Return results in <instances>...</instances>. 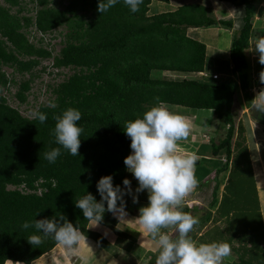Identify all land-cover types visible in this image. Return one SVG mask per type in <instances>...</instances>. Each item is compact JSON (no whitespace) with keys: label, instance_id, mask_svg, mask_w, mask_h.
<instances>
[{"label":"trees","instance_id":"1","mask_svg":"<svg viewBox=\"0 0 264 264\" xmlns=\"http://www.w3.org/2000/svg\"><path fill=\"white\" fill-rule=\"evenodd\" d=\"M1 1L0 86L10 82L2 66L27 73L29 78L19 83L15 93L20 102H26L31 82L38 76L34 68L52 57L51 50L42 45L43 37L38 39L39 46L30 42L28 29L34 26L42 33L67 27L65 43L51 65L70 72L59 83L49 84L57 107L39 105L37 109L48 117L43 124L22 115L0 93V264L8 260L31 264L51 251L57 245L54 240L35 247L27 240L35 230H23L21 224L57 213L102 248L109 246L89 229L91 221L84 219L75 201L86 193L99 200L96 183L103 176L112 175L114 185L121 188L124 179L135 183L123 163L131 150L123 124L158 102L166 107L210 110L224 130L212 145L216 157L212 163L217 167L211 203L214 213L206 212L199 219L196 229L205 230L197 240L229 243L235 260L224 259L223 264H264V221L250 152L241 128L235 136L232 109L236 94L244 95L251 105L253 87L264 86V65L254 66L247 53L251 40L258 37L253 28L254 0H220L243 8L228 60L208 58L206 44L187 34L189 27L230 28L233 24L230 19L213 17L201 4L148 15L153 0H143L137 13H131L121 0L104 14L97 11L98 0H69L63 8L55 0ZM25 1L34 4L33 16L21 15L33 9H27ZM205 70L209 75L194 76ZM70 107L82 113L79 155L64 152L55 164H49L44 153L58 147L50 135L53 116ZM221 172L226 176L224 183L218 179ZM183 211L189 213L186 206ZM101 223L115 230L112 213L106 212ZM190 236L196 238L195 231ZM155 255L148 264H155Z\"/></svg>","mask_w":264,"mask_h":264},{"label":"clouds","instance_id":"2","mask_svg":"<svg viewBox=\"0 0 264 264\" xmlns=\"http://www.w3.org/2000/svg\"><path fill=\"white\" fill-rule=\"evenodd\" d=\"M120 2L121 0H98L97 11L100 14L107 13ZM122 2L131 13H137L143 0ZM34 30L40 37L47 34L38 31L35 26ZM253 51L259 54V62L264 65V35L255 38ZM51 67L53 68L52 65ZM55 69L63 72L64 68ZM207 73L202 71L194 76L209 75ZM214 75L216 77V74H212V77ZM254 105H257L254 112H259L254 115L263 118L264 112L261 109H264L254 103L253 96L251 107H248L251 109ZM48 107L56 108L57 105L49 102ZM30 116L41 124L48 119L47 114L38 109L32 110ZM53 119L55 125L50 130V135L58 147L50 148L44 153V159L49 164H55L64 152L78 156L83 133V128L78 123L82 119V113L78 109L67 108L61 114L54 115ZM257 122L264 124L263 121ZM123 125L125 134L130 138L131 149L123 163L138 182L135 192L146 190L148 199V204L140 207L139 215L134 221L155 243V264H223L224 259L232 253L230 244L215 241L197 245L190 233L199 224V218L183 211L186 198L199 184L195 174L198 156L195 153H181L178 148V142L190 135V122L183 115L158 102L141 116L125 121ZM113 179L112 175H107L98 180L96 189L99 200L91 193H86L75 201V207L82 211L84 219L95 226L103 221L106 212L118 218L127 215L124 196L132 195L131 181L124 179V187L121 188L114 185ZM133 202H139L138 196L133 195ZM21 228L35 230L27 237L28 243L35 247L49 238L68 250L74 249L81 240L86 241L81 229L61 213L52 218L24 221ZM162 229H171L172 235Z\"/></svg>","mask_w":264,"mask_h":264},{"label":"crops","instance_id":"3","mask_svg":"<svg viewBox=\"0 0 264 264\" xmlns=\"http://www.w3.org/2000/svg\"><path fill=\"white\" fill-rule=\"evenodd\" d=\"M192 3H197V4H201L205 6L208 9V12L211 13V15H212V12L209 8V6L211 5L219 7V6H222L224 3H226L227 6L235 7L233 5H230L228 2H223L220 0H169V2L167 3L162 2V1L153 0L151 4L149 5L148 15H153V14H157V13H161L165 11H174L175 9H177V7L181 5L192 4ZM219 4H222V5H219ZM253 14H254L253 28L256 29L255 34H257V36L264 35V0H254V13ZM214 15L215 17H220V19H230L231 18L230 20L232 21V23L235 24L237 22L236 25L239 23L237 18H235L236 22H234L235 21L234 18L231 17V11L226 15H220L216 13H214ZM260 16L262 18H260ZM211 27H214L215 29H219L225 26L212 25V26L206 27V30L208 31L209 29H211ZM193 29H197V28L189 27L187 30L189 31V33L192 34L193 37H195V34L192 33ZM199 35L201 36L204 35V32L203 31L199 32ZM198 40H200V38H198ZM205 44H206V49H207L206 51H207V56H208V49L210 48L211 51H215V45L213 43H210L211 45H208L206 42ZM253 44H254V39L251 40L250 47H252ZM249 49H248L249 56L253 54L252 57H250L251 63H253L254 66L255 64L258 65L259 54L256 53L255 51H253V53H250ZM206 68H208L209 71L211 72L212 69L210 66H207ZM209 71L205 70L204 72L209 73ZM262 87L263 86L256 87L258 89L257 90L258 94H256L255 96L253 95V96H254V103H258L264 109L263 100L258 101V98L259 97L261 98L262 96V89H261ZM238 95H240L239 96L240 99L238 100V102L241 101L246 111L247 109H249L248 111L250 112V107H248L247 100L244 98V95H242L241 93H239ZM232 108L234 112V122H235V126L237 129L235 132V136L238 133V127H239V130L241 128L244 134L246 132L247 134H249L250 129L248 127V123L251 121V119H253L256 122L258 120L253 117L248 119L250 117L249 116L246 119L247 121L249 120V122H247L245 118L243 117L244 113H239V115H237V113H235V110H234L235 108L234 105L232 106ZM245 109H243L242 112H245ZM186 110L193 111L188 108H186ZM173 111L183 115L190 122V126H191L189 137L178 142V148L180 152L181 153H195L198 156L195 174L199 181V184H198L197 189L186 198L185 206L189 209V213L191 215L198 217L199 219L203 217L206 212H211V214L213 215L214 210L211 206V203L213 201V189L215 186L217 167H214L212 163L216 159V157L212 155V145L216 144L219 141L221 134H224L223 129H220L219 131V129L217 130V127H216L210 132L211 135L206 136L204 134L205 132L200 133L196 130H193L194 129L193 125L198 123V121H200L198 119L200 115L195 114V113L179 112L177 110H173ZM213 120L214 119L212 117V121ZM198 134H200V137H198ZM247 134H246V137H247V140H249V137ZM202 135L204 136V138ZM262 143L263 142H261V144ZM251 151L252 150L249 148L251 164H252V171H253L254 179L256 182V187H257L256 190H257L258 201L260 204V210H261L263 221H264V182L260 183L259 173L257 176L256 171H254L255 165H254V161L252 160L253 153ZM254 156L257 159L256 161L257 163L258 158H262L264 154H256ZM201 161L205 162V165L200 164ZM208 169L210 170V172L208 171ZM262 169H264V167H261V170ZM218 179L222 181V183H224L226 179L225 173L223 172L219 173ZM134 181L135 183L131 185L132 195L124 196V199L127 201V204H126L127 215L124 218H118L117 216L112 214V217L116 219V224L114 228L115 230L110 229L108 226L102 223L95 226L92 222H90L91 226L89 227V229L100 234V236L109 244V246L107 248H102L96 241H94L91 238L86 237V241L81 240L79 245H77L76 248L72 249L73 252L75 250H78L79 252L82 253L81 255H79V257L83 256L84 254L86 259L91 258L90 261H92L94 264H102V262H104V264H148L152 255L156 253V246L153 240L134 221V219L139 215L140 207L146 206L148 204L146 190L140 193H136L135 189L138 187V182L136 179ZM222 188H223V184L220 185L219 196H221ZM133 195L138 196V201H139L138 203L133 202ZM199 199H204L205 201L202 202V201H199ZM204 230L205 228L199 231L196 229V227H194L193 231H195L196 238L192 240L197 245L203 244L199 242L197 239L200 235H202ZM162 231H167L170 235H172L171 229H162ZM81 249H83V251ZM60 250H62V248ZM64 251L62 252L63 256H65L66 254L64 253ZM10 262L13 263L12 261Z\"/></svg>","mask_w":264,"mask_h":264},{"label":"rangeland","instance_id":"4","mask_svg":"<svg viewBox=\"0 0 264 264\" xmlns=\"http://www.w3.org/2000/svg\"><path fill=\"white\" fill-rule=\"evenodd\" d=\"M0 2H2V1L0 0ZM55 2L57 5L61 4V6L60 5L59 6H60V8H63L65 5L68 4L69 0H55ZM24 5H26L27 9L33 8V6H34V4L32 2H29V1H25ZM219 5H222V4H219ZM230 5H232V4H230ZM209 8L212 12L213 17H215L214 13L220 14V15H226L231 11V17L234 18V20H235L234 22H236L235 18H237L239 23L237 25H236L237 22L235 24L233 23V26L230 28H228L226 26L221 27L219 29H215L214 27H211V29H209L208 31L206 30V28L193 29L192 33L195 34V37H193L192 34L189 33L188 30H187V34L189 36H192L193 38H197V39L200 38V41H202L204 43L206 42L208 45H211L210 43H213L215 45V51H211L210 48L208 49V58L211 57L213 59L216 58L217 60H228V52H229V48H230L231 39L235 35L236 29H238L242 23L243 8L241 6H235V7L227 6L226 3H224L222 6H219V7L211 5V6H209ZM29 11L27 12L25 10L23 13H21V15L29 14V15L33 16L34 12H35L34 8L30 9ZM12 12L15 13V9H12ZM215 18L220 19V17H215ZM260 18H262V17L260 16ZM28 31H29L28 38H29L30 42L39 46L40 42L38 41V39H39L38 37H40L39 36L40 34L36 33L37 31L34 30V27H30L28 29ZM67 31H68V29L66 26H61V27L55 29V31L45 34V36L43 37V44L42 45L44 46V48L46 47V48L51 50L52 57L48 58L46 60H42V62L36 68H34L33 72L38 74V76L33 78L32 82H31V85H30L31 88L26 93V95H27L26 102H23V103L20 102L18 100V98L15 96V93L19 87V83L23 80H27L29 78V75L27 73L21 75L17 71H14V69L12 67L2 66V71L4 72L5 77L10 82H8L5 87L0 86V93L6 98L7 103L11 107L18 109L22 115H24L26 117H31L30 116L31 111L34 109H37L39 107V105H42V104L47 105V104H49V102H53L54 96L51 92V89H50L51 87H49V84L59 83L60 81H62L64 74L70 72V71H68V68H64L63 72H62L61 70H57V69L51 67L53 57L55 55H58L60 49L62 48V46L65 43V34L67 33ZM201 31L204 32V35H202V36L199 35V32H201ZM252 47H250V49H249L250 53H253ZM248 55H249V53H248ZM252 55H250L249 58L252 57ZM208 60L209 59H207V62H208ZM211 64H212V62H211ZM43 68H45V69L43 70ZM61 72H62V74H61ZM154 76H158V75L155 74ZM189 77L191 78V77H193V75L189 76ZM261 89H262V96H261V98L260 97L258 98V101L263 100V103H264V86ZM257 90L258 89L256 87L253 88L252 91H253L254 96L256 94H258ZM237 95L238 94H236V96H234V102H233V105L235 106V108H234L235 113H237V115H239V113H244L243 117L245 118V120L249 116L250 117L248 119H250L252 116H251V113L248 111L249 109H247V111H246V109L242 105V102L241 101L238 102V100L240 99L239 98L240 95H238V96ZM250 107H251V105H250ZM167 108H169L172 111L177 110L179 112L195 113V114L200 115L198 118L200 121H198V123L193 125V128H194L193 130H196L200 133L205 132L204 134L206 136L211 135L210 132L213 129H215L216 127H217V130L219 129V131L221 129L219 126V124H221L220 120L215 118V116L213 115V112L210 110H193V109H191L193 111H188V110H186L185 107L182 108V107H177V106H169ZM243 109H245V112H242ZM254 113L258 114L259 112H254ZM212 117L214 119L213 121H212ZM263 119H264V116H263ZM247 122H249V120ZM248 127L250 129V132H249V134H247V132L244 134L245 143L248 145V148H250L252 150L251 151L253 153L252 154L253 155L252 160L254 161V165H255L254 171H256L257 176L259 173L260 179L259 178L258 179H259L260 183H263L264 182V169L261 170V167H264V156L262 158H258V162L256 163L257 159L255 158L254 155L264 154V131H263L264 124L259 123V122L257 123L256 121L251 119V121L248 123ZM223 132H224V130H223ZM246 134L248 135L249 140H247ZM198 137H200V134H198ZM222 137H223V134L220 135V138H222ZM203 138H204V136H203ZM261 142H263V143L261 144ZM200 164L205 165V162L201 161ZM128 174H130V173H128ZM260 175H261V177H260ZM130 176H131V174H130ZM9 188H12V187H9ZM199 201L204 202L205 200L199 199ZM88 226L90 227L91 223ZM61 248H62V250H60ZM81 250L83 251V249H81ZM63 251H64V253H66L65 256H63V253H62ZM81 254L82 253L79 252L78 250H75L74 252L72 250H68V249L66 250V248H64L58 244L54 249H52L48 253L42 255L41 257L36 259V261H33L31 264H92L93 263L92 261H90L91 258L86 259L84 254H83V256L79 257V255H81ZM225 259L235 260V257H231V255H230L229 257H227ZM7 264H20V263H11V262L9 263L8 262ZM102 264H104V262H102Z\"/></svg>","mask_w":264,"mask_h":264},{"label":"water","instance_id":"5","mask_svg":"<svg viewBox=\"0 0 264 264\" xmlns=\"http://www.w3.org/2000/svg\"><path fill=\"white\" fill-rule=\"evenodd\" d=\"M256 106H257V105H254V106L250 109L251 116H252L253 118L259 120V121H263V122H264V119H263V118H261V117H259V116H257V115H254V111H256V109H257ZM261 112L263 113L264 111L261 109Z\"/></svg>","mask_w":264,"mask_h":264},{"label":"bare ground","instance_id":"6","mask_svg":"<svg viewBox=\"0 0 264 264\" xmlns=\"http://www.w3.org/2000/svg\"><path fill=\"white\" fill-rule=\"evenodd\" d=\"M7 262H9V263H10V261H6V263H7ZM6 263H5V264H6Z\"/></svg>","mask_w":264,"mask_h":264},{"label":"built area","instance_id":"7","mask_svg":"<svg viewBox=\"0 0 264 264\" xmlns=\"http://www.w3.org/2000/svg\"><path fill=\"white\" fill-rule=\"evenodd\" d=\"M214 77H215V75H214Z\"/></svg>","mask_w":264,"mask_h":264}]
</instances>
